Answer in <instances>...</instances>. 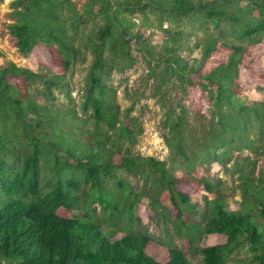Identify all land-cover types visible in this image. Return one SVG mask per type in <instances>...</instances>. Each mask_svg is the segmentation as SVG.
I'll return each instance as SVG.
<instances>
[{
    "label": "trees",
    "instance_id": "obj_1",
    "mask_svg": "<svg viewBox=\"0 0 264 264\" xmlns=\"http://www.w3.org/2000/svg\"><path fill=\"white\" fill-rule=\"evenodd\" d=\"M11 9L12 44L43 70L10 59L0 64V264H191L181 248L150 234L118 237L121 211L108 182L120 191L125 185L117 172L139 174L145 165L156 186L133 200L149 196L155 208L166 201L175 216L162 211L165 220L215 235L202 249L204 264H225L244 239L252 252L247 264H264V185L247 179L235 208L222 196L207 200L203 223H190L185 213L196 209L197 191L213 190L200 177L202 166L189 159L201 122L191 125L185 105L198 122L217 118L218 139L237 126L245 129L250 110L259 112L241 96L264 85V0H12ZM137 12L171 16L179 25L159 24L165 37L153 44L136 28L131 15ZM198 13L217 27L229 20L248 40L208 34L192 41L180 24ZM134 48L162 66L156 75L162 97L165 75L182 88L181 111L168 106L164 125L171 152L186 160V174L174 175L164 160L129 149L141 129L109 80L135 64ZM194 50L199 56L184 55ZM87 61L77 109L73 72ZM59 95L70 104L60 105ZM96 203L106 218L96 213Z\"/></svg>",
    "mask_w": 264,
    "mask_h": 264
},
{
    "label": "rangeland",
    "instance_id": "obj_2",
    "mask_svg": "<svg viewBox=\"0 0 264 264\" xmlns=\"http://www.w3.org/2000/svg\"><path fill=\"white\" fill-rule=\"evenodd\" d=\"M11 1L3 0L0 3V54L2 55L0 64L10 59L19 66L40 72L43 68L35 57L21 54L10 40L8 25L14 21ZM131 17L136 23V28L140 29L153 44L161 43L165 37L163 31L158 28L159 24H163L164 28L169 26L177 28L179 25L171 16L159 15L155 12L149 13L148 17L137 12ZM219 24L217 27L213 18L198 13L191 18H184L180 25L185 27L192 41L208 34L223 40L237 42L248 40L242 38L240 32L232 28L229 20L222 19ZM260 39L264 43V36ZM133 54L136 57L135 64L125 71L114 72L109 80V83L117 89V99L122 109L124 111L130 109L131 117L137 120L141 129L137 143L130 145L129 149L134 155L154 156L164 160L174 175L186 174L190 172L186 160L176 157L171 152L165 139L168 128L164 125L168 106L175 108V114L181 111L182 88L175 78L165 75L162 82L164 90L162 97L158 91L161 80L156 76L163 69L162 66H155L151 57L146 60L136 48ZM184 55L199 56V50L191 53L184 51ZM88 62L76 65L73 72L72 105L77 109L81 101L80 89ZM154 71L155 75H153ZM241 98L245 104L258 107L259 112L250 110L246 128L242 130L237 126V129L228 130L221 139L216 136L219 131L217 118L214 120L205 118L198 122L194 117L195 111L190 109V105H185L189 110L191 125L196 126L201 122L200 130L197 131L196 138L188 149L189 159L202 166L200 177H203L213 188L212 191L202 188L193 195L192 204L196 209L189 214L185 212L186 219L190 223L205 221L207 200L215 196L226 199L230 208L237 207L243 200L244 183L247 179L254 180V183L260 187L264 185V106L260 105L264 104V85L258 84L244 93ZM37 99L41 98L37 96ZM58 103L70 104L62 99L61 95ZM117 174L124 182L125 188L118 191L116 183L111 181L108 182V186L113 191L114 199L121 211L118 237L127 233H147L162 243L181 248L191 264H204L202 249L216 242L215 235H208L189 226L179 229L173 223V217L165 220L162 211L175 216L173 207L166 201L163 207L155 208L149 196L142 195L139 199L133 200L135 194H143L156 186L154 173L149 166H143L139 174L126 169L119 170ZM128 184L134 194L126 188ZM96 213L102 218L108 216L101 203H96ZM259 222L264 226V216L259 215ZM251 254L249 244L244 239L242 247L231 253L225 264H247Z\"/></svg>",
    "mask_w": 264,
    "mask_h": 264
}]
</instances>
